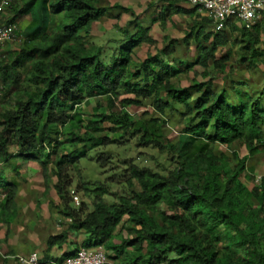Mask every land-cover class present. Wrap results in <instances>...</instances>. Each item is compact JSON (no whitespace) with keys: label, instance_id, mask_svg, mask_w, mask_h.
<instances>
[{"label":"clouds","instance_id":"9594fccd","mask_svg":"<svg viewBox=\"0 0 264 264\" xmlns=\"http://www.w3.org/2000/svg\"><path fill=\"white\" fill-rule=\"evenodd\" d=\"M0 264H264V0H0Z\"/></svg>","mask_w":264,"mask_h":264},{"label":"trees","instance_id":"16d2710c","mask_svg":"<svg viewBox=\"0 0 264 264\" xmlns=\"http://www.w3.org/2000/svg\"><path fill=\"white\" fill-rule=\"evenodd\" d=\"M227 203V202H226Z\"/></svg>","mask_w":264,"mask_h":264}]
</instances>
